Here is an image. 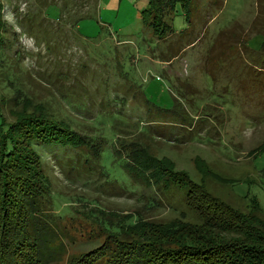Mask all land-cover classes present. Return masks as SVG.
Returning <instances> with one entry per match:
<instances>
[{"label": "rangeland", "instance_id": "obj_1", "mask_svg": "<svg viewBox=\"0 0 264 264\" xmlns=\"http://www.w3.org/2000/svg\"><path fill=\"white\" fill-rule=\"evenodd\" d=\"M0 3L5 121L30 96L93 141L140 138L241 211L255 196L264 215V0H192L191 23L176 7L165 14L173 32L162 39L140 21L148 0ZM111 145L94 158L85 147L36 143L50 209L68 232L59 264L100 245L96 215L136 210L167 221L189 214L178 191L125 175ZM197 156L209 173H198ZM105 178L124 194L109 191Z\"/></svg>", "mask_w": 264, "mask_h": 264}, {"label": "trees", "instance_id": "obj_2", "mask_svg": "<svg viewBox=\"0 0 264 264\" xmlns=\"http://www.w3.org/2000/svg\"><path fill=\"white\" fill-rule=\"evenodd\" d=\"M191 2L148 0L140 21L162 39L173 32L165 14L180 7L191 23ZM2 8L0 3V34ZM3 49L0 44V53ZM19 103L18 110H13L14 120L5 121L0 113V264H59L68 232L50 209L51 183L41 167L36 143L85 147V153L94 158L111 143L81 135L30 96ZM177 112L181 122L188 120ZM117 138L111 150L125 175L145 187L178 191L189 214L167 221L149 219L136 210L96 215L102 242L84 254L70 256L68 264H264V215L255 196L246 195L249 209L241 211L212 194L206 181L192 179L167 157H156L140 138ZM194 160L198 173H209L202 158ZM105 181L109 191L124 194L115 180Z\"/></svg>", "mask_w": 264, "mask_h": 264}]
</instances>
